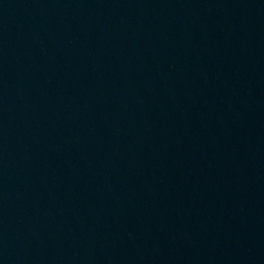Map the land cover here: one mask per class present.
Segmentation results:
<instances>
[{
	"label": "water",
	"instance_id": "95a60500",
	"mask_svg": "<svg viewBox=\"0 0 264 264\" xmlns=\"http://www.w3.org/2000/svg\"><path fill=\"white\" fill-rule=\"evenodd\" d=\"M65 264H264V0H18Z\"/></svg>",
	"mask_w": 264,
	"mask_h": 264
}]
</instances>
